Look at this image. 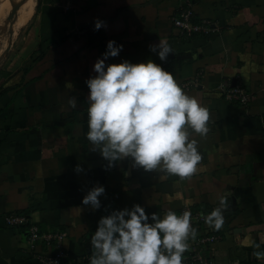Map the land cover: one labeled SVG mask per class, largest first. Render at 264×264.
Segmentation results:
<instances>
[{
    "label": "crops",
    "instance_id": "0c3cea01",
    "mask_svg": "<svg viewBox=\"0 0 264 264\" xmlns=\"http://www.w3.org/2000/svg\"><path fill=\"white\" fill-rule=\"evenodd\" d=\"M182 2L41 0L35 6L0 69V264H41L35 250L48 252L31 248L26 226L6 223L11 212L26 214L42 230L64 229L63 264H88L99 218L135 203L161 216L168 209L207 215L223 206L219 232L191 218L198 234L184 255L195 248L207 264H264L243 243L264 236V0H194L195 21L215 23L208 35H189L174 24ZM95 18L107 28L94 30ZM159 39L174 52L168 71L210 112L206 136L189 130L202 159L187 178L146 172L130 159L105 170L107 162L86 139L85 80L95 75L107 41L123 44L110 63L160 64L149 49ZM187 81L193 83L188 88ZM238 83L250 92L245 104L225 96L224 88ZM70 97L77 98L76 108ZM77 164L84 172H75ZM96 184L106 193L101 208L92 210L81 201ZM209 235L220 238L199 242Z\"/></svg>",
    "mask_w": 264,
    "mask_h": 264
},
{
    "label": "clouds",
    "instance_id": "9594fccd",
    "mask_svg": "<svg viewBox=\"0 0 264 264\" xmlns=\"http://www.w3.org/2000/svg\"><path fill=\"white\" fill-rule=\"evenodd\" d=\"M93 24L94 30L107 28L106 21L100 18H95ZM149 49L160 61L174 54L166 39L150 44ZM122 50L123 44L107 41L106 50L93 64L95 75L85 80L89 89L86 139L90 151L98 152L107 162L102 165L105 170L130 159L134 168L146 172L160 170L180 178L192 176L202 156L189 130L206 136L209 109L187 94L172 72L152 59L108 62ZM68 102L72 108L77 107L76 97H70ZM74 170L84 172L80 164ZM105 193V187L96 184L81 203L98 210ZM225 211L223 206L214 208L203 217L205 224L221 231ZM197 234L187 209L182 214L168 209L163 216L146 212L139 203L113 209L99 218L90 237L89 264H183L189 240ZM243 243L254 248L257 260H264V236L259 242L246 239Z\"/></svg>",
    "mask_w": 264,
    "mask_h": 264
},
{
    "label": "built area",
    "instance_id": "2783aa9c",
    "mask_svg": "<svg viewBox=\"0 0 264 264\" xmlns=\"http://www.w3.org/2000/svg\"><path fill=\"white\" fill-rule=\"evenodd\" d=\"M193 3L194 0H184L179 5L177 12L172 17L174 24L183 33L189 35L193 33L208 35L216 31L215 23L209 19L195 21ZM160 64H162L165 70H168V60L160 61ZM191 84H193L192 81H187L183 86L188 88ZM224 92L228 100L236 99L245 104L250 99V92L241 83L236 84L234 87L224 88ZM204 216L205 214L203 213H196L191 218H194L197 222H203ZM5 220L12 227H27V238L31 248L36 249L38 245L46 247L48 252L35 250V256L41 264H63L64 258L66 257L65 239L67 237V232L64 229L42 230L37 224L32 222L29 216L15 211L6 215ZM219 238V235L203 236L199 238V242H210L218 240ZM198 263L207 264L199 250L193 248V250H190L184 255L183 264Z\"/></svg>",
    "mask_w": 264,
    "mask_h": 264
},
{
    "label": "rangeland",
    "instance_id": "374dc122",
    "mask_svg": "<svg viewBox=\"0 0 264 264\" xmlns=\"http://www.w3.org/2000/svg\"><path fill=\"white\" fill-rule=\"evenodd\" d=\"M10 0H0V59L8 49L16 41L23 29H21L30 19L41 0H12L13 2L21 3L20 8L13 20L8 18L12 9ZM19 22V23H18ZM22 30V31H20ZM5 64L4 58L0 60V69Z\"/></svg>",
    "mask_w": 264,
    "mask_h": 264
},
{
    "label": "water",
    "instance_id": "95a60500",
    "mask_svg": "<svg viewBox=\"0 0 264 264\" xmlns=\"http://www.w3.org/2000/svg\"><path fill=\"white\" fill-rule=\"evenodd\" d=\"M20 5H21L20 2H19V3L14 2V3L12 4V9H11L9 15H8V18H9L10 20H13V19L15 18L16 14H17V11H18V9L20 8ZM7 50H8V49L5 50V53L3 54V56L1 57V59H2V58L4 57V55L6 54ZM1 59H0V60H1Z\"/></svg>",
    "mask_w": 264,
    "mask_h": 264
},
{
    "label": "bare ground",
    "instance_id": "6f19581e",
    "mask_svg": "<svg viewBox=\"0 0 264 264\" xmlns=\"http://www.w3.org/2000/svg\"><path fill=\"white\" fill-rule=\"evenodd\" d=\"M16 2V1H15ZM14 2L12 0L9 1V4H13ZM17 3V2H16ZM19 23V22H18Z\"/></svg>",
    "mask_w": 264,
    "mask_h": 264
}]
</instances>
